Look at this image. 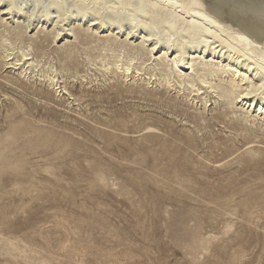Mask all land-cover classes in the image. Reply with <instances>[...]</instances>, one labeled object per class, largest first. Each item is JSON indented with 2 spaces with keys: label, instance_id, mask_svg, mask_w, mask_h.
Listing matches in <instances>:
<instances>
[{
  "label": "rangeland",
  "instance_id": "obj_1",
  "mask_svg": "<svg viewBox=\"0 0 264 264\" xmlns=\"http://www.w3.org/2000/svg\"><path fill=\"white\" fill-rule=\"evenodd\" d=\"M4 18L12 57L24 46L40 62L29 78L0 66V264H264V123L121 86L95 45L40 44L51 22L22 42V18ZM51 65L71 95L39 81Z\"/></svg>",
  "mask_w": 264,
  "mask_h": 264
},
{
  "label": "bare ground",
  "instance_id": "obj_2",
  "mask_svg": "<svg viewBox=\"0 0 264 264\" xmlns=\"http://www.w3.org/2000/svg\"><path fill=\"white\" fill-rule=\"evenodd\" d=\"M6 2L0 9V23H4V17L14 9L23 21L12 30V35L22 42L35 22L39 34L51 22L53 31L43 34L40 44L48 41L56 45L64 32H69L75 39L81 38L84 45H95L98 54L94 60H99V68L120 78V85L129 82H132L129 85H138L140 80V91L144 94H150L148 90L152 88L174 91L182 94L190 109L200 104L202 111L212 105L210 100L214 98V105L224 103L227 114L239 113L245 127L256 121L264 123V0ZM69 18L78 23L76 28H65ZM101 29L108 35L99 37ZM138 33L140 41L132 42ZM0 39L3 49L0 66L29 78L27 74L30 75L40 61L24 46L12 57L16 54L11 47L13 43L4 35ZM75 50L74 44L64 45L62 49L69 56ZM30 60L34 66L29 64ZM49 68L50 73L39 81L47 83L51 96L71 95L65 83L61 89L60 84L65 81L59 82L57 69L53 65ZM237 107L239 111H234ZM173 140L184 143L177 137ZM171 143L168 139L163 141L164 155L171 156ZM153 144L156 146V141ZM154 181L157 182V178Z\"/></svg>",
  "mask_w": 264,
  "mask_h": 264
}]
</instances>
